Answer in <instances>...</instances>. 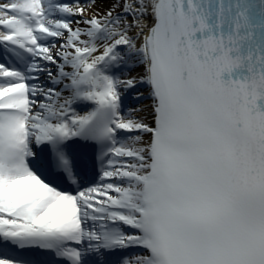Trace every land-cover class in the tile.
<instances>
[{"label": "snow or ice", "instance_id": "snow-or-ice-1", "mask_svg": "<svg viewBox=\"0 0 264 264\" xmlns=\"http://www.w3.org/2000/svg\"><path fill=\"white\" fill-rule=\"evenodd\" d=\"M0 264H264V0H0Z\"/></svg>", "mask_w": 264, "mask_h": 264}, {"label": "bare ground", "instance_id": "bare-ground-1", "mask_svg": "<svg viewBox=\"0 0 264 264\" xmlns=\"http://www.w3.org/2000/svg\"><path fill=\"white\" fill-rule=\"evenodd\" d=\"M97 7L106 8L107 4L103 3V2H100V3H98ZM138 71H139V69H138ZM142 91L145 92V98L141 101V106L145 108L144 115L146 116L147 120L149 122H151L152 121V116H151V113H150L151 100L149 98H147V90L146 89H142Z\"/></svg>", "mask_w": 264, "mask_h": 264}]
</instances>
